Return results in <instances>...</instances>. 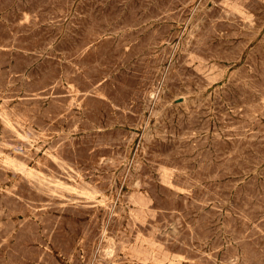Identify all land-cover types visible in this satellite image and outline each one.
Returning <instances> with one entry per match:
<instances>
[{
  "label": "rangeland",
  "instance_id": "obj_1",
  "mask_svg": "<svg viewBox=\"0 0 264 264\" xmlns=\"http://www.w3.org/2000/svg\"><path fill=\"white\" fill-rule=\"evenodd\" d=\"M263 9L0 0V264H264Z\"/></svg>",
  "mask_w": 264,
  "mask_h": 264
},
{
  "label": "bare ground",
  "instance_id": "obj_2",
  "mask_svg": "<svg viewBox=\"0 0 264 264\" xmlns=\"http://www.w3.org/2000/svg\"><path fill=\"white\" fill-rule=\"evenodd\" d=\"M202 7V6H201ZM183 8V7H182ZM264 10V9H263ZM169 13V12H168ZM161 18V17H160ZM220 19V18H219ZM198 22V21H197ZM225 22V20H224ZM215 23V22H214ZM139 24V23H138ZM236 24V23H235ZM197 25V24H196ZM211 26V25H210ZM215 27V26H214ZM230 27V26H229ZM244 28V27H243ZM253 29V28H252ZM91 30V29H90ZM257 30V29H256ZM234 35V34H233ZM235 36V35H234ZM98 38V37H97ZM234 38V37H233ZM250 45V44H249ZM253 46V45H252ZM193 50V49H192ZM153 52V51H152ZM251 52V51H250ZM200 60V59H199ZM163 61V60H162ZM142 63V62H141ZM183 63V62H182ZM186 63V62H185ZM94 66V65H93ZM122 66V65H121ZM184 66V65H183ZM212 67V66H211ZM182 69V68H181ZM200 69V68H199ZM257 70V69H256ZM252 71V70H251ZM180 72V71H179ZM96 74V73H95ZM63 76V75H62ZM68 76V75H67ZM171 77V76H170ZM263 79V78H262ZM252 80V79H251ZM228 84V83H227ZM143 85V84H142ZM207 85V84H206ZM163 86V85H162ZM138 87V86H137ZM195 87V86H194ZM75 88V87H74ZM185 88V87H184ZM168 89V88H166ZM163 94V93H162ZM82 95V94H81ZM87 95V94H86ZM119 95V94H118ZM168 97V96H167ZM163 100V99H162ZM165 101V100H164ZM187 103V102H186ZM2 106V105H1ZM7 109V108H6ZM67 109V108H66ZM148 110V109H147ZM263 111V110H262ZM152 115V114H151ZM143 116V115H142ZM1 117V116H0ZM19 122V121H18ZM11 123V122H10ZM30 129V128H29ZM154 129V128H153ZM71 131V130H70ZM65 135V134H63ZM32 136V135H31ZM24 137V136H23ZM48 137V136H47ZM65 137V136H64ZM33 138V137H32ZM25 139V138H24ZM149 139V138H148ZM61 140V139H60ZM117 140V139H116ZM151 140V139H150ZM162 141V140H161ZM182 141V140H181ZM123 142V141H122ZM6 144V143H5ZM11 145V144H10ZM11 147V146H10ZM35 148V147H34ZM143 149V148H142ZM41 152V151H40ZM207 154V153H206ZM30 155V154H29ZM48 155V154H47ZM29 157V156H28ZM200 158V157H199ZM15 161V160H14ZM216 161V160H215ZM37 162V161H36ZM234 162V161H233ZM19 163V162H18ZM22 163V162H21ZM16 167V166H15ZM19 168V167H18ZM25 168V167H24ZM23 168V169H24ZM62 168V167H61ZM67 169V168H66ZM16 170V169H15ZM231 170V169H230ZM42 173V172H41ZM75 174V173H74ZM162 174V173H161ZM223 174V173H222ZM45 177V176H44ZM37 178V177H36ZM205 178V177H204ZM162 180V179H161ZM216 180V179H215ZM64 182V181H63ZM72 182V181H71ZM61 183V182H60ZM111 184V183H110ZM164 184V183H163ZM199 184V183H198ZM77 185V184H76ZM88 185V184H87ZM173 185V184H172ZM201 186V185H200ZM82 187V186H81ZM130 187V186H129ZM224 189V188H223ZM97 190V189H96ZM144 190V189H143ZM225 190V189H224ZM69 191V190H68ZM84 191V190H83ZM74 192V191H73ZM88 192V191H87ZM59 194V193H58ZM90 194V193H89ZM119 195V194H118ZM130 195V194H129ZM183 195V194H182ZM74 196V195H73ZM227 196V195H226ZM80 198V197H79ZM117 199V198H116ZM220 199V198H219ZM227 199V198H226ZM76 201V199H74ZM129 201V200H128ZM227 201V200H226ZM74 202V201H73ZM216 202V201H215ZM223 202V201H222ZM153 210V209H152ZM144 213V212H143ZM95 217V216H94ZM128 223V222H127ZM160 225V224H159ZM136 226V225H135ZM128 227V226H127ZM133 229V228H132ZM134 231V230H133ZM133 235V234H132ZM233 237V236H232ZM125 239V238H124ZM104 240V239H103ZM105 242V241H104ZM164 246V245H163ZM173 246V245H172ZM107 247V246H106ZM218 247V246H217ZM111 249V248H110ZM140 250V249H139ZM238 250V249H237ZM241 251V250H240ZM141 252V255L142 254V251ZM146 252V251H144ZM138 253V251H137ZM199 253V252H198ZM140 254V253H139ZM204 255V254H203ZM215 256V255H214ZM208 257V256H207ZM103 259V258H102ZM108 259V258H107ZM118 259V258H117ZM247 260V259H246ZM116 262V261H115ZM213 263V262H212ZM214 264V263H213Z\"/></svg>",
  "mask_w": 264,
  "mask_h": 264
}]
</instances>
